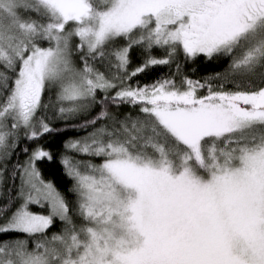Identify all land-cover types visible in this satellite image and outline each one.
<instances>
[{
	"label": "snow or ice",
	"instance_id": "snow-or-ice-1",
	"mask_svg": "<svg viewBox=\"0 0 264 264\" xmlns=\"http://www.w3.org/2000/svg\"><path fill=\"white\" fill-rule=\"evenodd\" d=\"M0 236V264H264V0H0Z\"/></svg>",
	"mask_w": 264,
	"mask_h": 264
},
{
	"label": "trees",
	"instance_id": "trees-1",
	"mask_svg": "<svg viewBox=\"0 0 264 264\" xmlns=\"http://www.w3.org/2000/svg\"><path fill=\"white\" fill-rule=\"evenodd\" d=\"M135 58V54H134ZM195 69V74L193 75V78H199V76L205 75L208 71L212 70L211 65L205 66L203 61H198L196 64H192L191 62L188 63L185 71L189 74H192V70ZM172 70L175 71V66L173 65ZM219 70V69H216ZM169 69L167 67H159L152 71V74L148 77H141L143 82H150L152 79L156 78L161 72H168ZM57 127H60V125H57ZM76 133L72 130H68L65 133L59 134V135H53L51 137L45 136L44 141H50L48 143V147L51 148V150L54 153L59 154L63 150V141L68 139L69 137L75 135ZM21 159H23V156H21ZM43 174L46 179H51L56 183L57 187L60 189V191L65 192L66 188L71 184V181L64 175V169L59 163V156L57 155V159L55 162L41 165ZM39 210V209H34ZM56 229H52V231H55ZM12 235H15L13 233ZM7 237L0 236V239H5Z\"/></svg>",
	"mask_w": 264,
	"mask_h": 264
}]
</instances>
